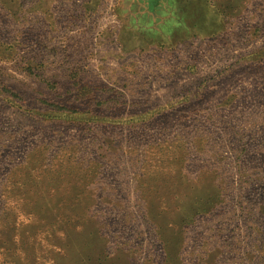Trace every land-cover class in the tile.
Segmentation results:
<instances>
[{"label": "rangeland", "instance_id": "374dc122", "mask_svg": "<svg viewBox=\"0 0 264 264\" xmlns=\"http://www.w3.org/2000/svg\"><path fill=\"white\" fill-rule=\"evenodd\" d=\"M169 1L0 0V264H264V0Z\"/></svg>", "mask_w": 264, "mask_h": 264}, {"label": "trees", "instance_id": "16d2710c", "mask_svg": "<svg viewBox=\"0 0 264 264\" xmlns=\"http://www.w3.org/2000/svg\"><path fill=\"white\" fill-rule=\"evenodd\" d=\"M184 1H185V3H186V0H182L181 2L179 1L178 2V4L179 5H176V3L174 2V3H172V2H170L169 1V7L167 8L169 11H170V13H171V16H170V20H172L173 18H174V20H175V23L177 24V25H181L183 28L185 27V21L183 20V19H181L185 14H184V12H185V8H184V6L183 5H180V3H184ZM160 0H147V12L148 13H153V12H155V10L158 12V10L157 9H159L160 8ZM182 10V12H181V14H180V11ZM122 12H123V14H124V17H123V19H120V20H122V24L124 23V22H126V23H128L127 22V20H126V14L124 13V8H123V10H122ZM122 12H120L121 14H122ZM174 13L176 14V15H178V16H174ZM183 13V14H182ZM180 14V15H179ZM183 15V16H182ZM176 18V19H175ZM178 20H180L179 22H178ZM121 22V21H120ZM174 23V24H175ZM174 27V26H173Z\"/></svg>", "mask_w": 264, "mask_h": 264}]
</instances>
